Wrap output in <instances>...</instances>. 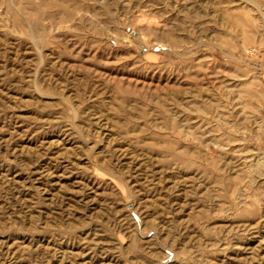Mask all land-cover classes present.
<instances>
[{"label": "rangeland", "instance_id": "obj_1", "mask_svg": "<svg viewBox=\"0 0 264 264\" xmlns=\"http://www.w3.org/2000/svg\"><path fill=\"white\" fill-rule=\"evenodd\" d=\"M0 264H264V0H0Z\"/></svg>", "mask_w": 264, "mask_h": 264}]
</instances>
